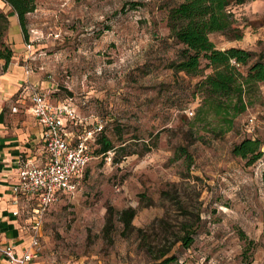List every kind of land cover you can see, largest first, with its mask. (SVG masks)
<instances>
[{"label":"rangeland","instance_id":"1","mask_svg":"<svg viewBox=\"0 0 264 264\" xmlns=\"http://www.w3.org/2000/svg\"><path fill=\"white\" fill-rule=\"evenodd\" d=\"M179 1L35 0L26 15L25 63L49 102L73 106L77 135L101 127L81 188L44 216L53 264H264V84L249 87L230 128L211 113L195 119L201 78L170 67L179 46L166 15ZM0 11H9L1 0ZM233 12L242 38L210 39L264 50V0ZM100 132L116 148L105 155L95 153ZM244 138L261 142L254 163L232 154ZM126 208L128 229L118 219Z\"/></svg>","mask_w":264,"mask_h":264},{"label":"trees","instance_id":"2","mask_svg":"<svg viewBox=\"0 0 264 264\" xmlns=\"http://www.w3.org/2000/svg\"><path fill=\"white\" fill-rule=\"evenodd\" d=\"M1 1L16 13L24 40L27 41L25 20L26 15L35 9V0ZM248 1L251 0H181L167 10L169 37L179 46L170 67L175 72L201 78L193 86L201 99L195 119L203 112L211 113L220 124L230 128L234 117L246 108L245 95L249 87L264 84V50L255 52L236 46L222 49L209 37L214 32H220L232 39L242 38L243 33L236 24L233 8ZM7 27V15L0 11V59L4 60V67L13 56V50L6 41ZM205 69L210 72L205 74ZM95 142L98 144L95 149L97 154L105 155L116 149L114 141L103 132L96 136ZM260 145L258 138H244L233 145L232 154L254 163L262 155ZM134 214L133 208L119 212L118 219L124 229L131 227ZM110 224L111 219L107 218L104 229L107 230ZM183 241L188 247L190 235L184 236ZM165 253H159L158 259ZM171 260L165 258L159 264Z\"/></svg>","mask_w":264,"mask_h":264},{"label":"crops","instance_id":"3","mask_svg":"<svg viewBox=\"0 0 264 264\" xmlns=\"http://www.w3.org/2000/svg\"><path fill=\"white\" fill-rule=\"evenodd\" d=\"M7 7L6 41L13 50V56L6 67L4 60L0 59V264H10L4 252L6 247L12 246L13 253L20 257L32 238L31 222L36 202L19 197V202L14 204L12 188L18 181L19 169L24 160L41 162L44 131L31 113L29 97L32 88L43 92L45 82L40 81L32 70L26 72L27 41L24 40L16 13ZM71 124L75 123L67 122V130L71 138H76L77 132L68 128ZM63 196L51 204L48 210ZM14 211L18 213L14 215ZM43 224L39 232L40 248L26 264H53L43 255L45 245L41 240L47 239Z\"/></svg>","mask_w":264,"mask_h":264},{"label":"built area","instance_id":"4","mask_svg":"<svg viewBox=\"0 0 264 264\" xmlns=\"http://www.w3.org/2000/svg\"><path fill=\"white\" fill-rule=\"evenodd\" d=\"M30 43L26 47L29 49ZM29 72V68H26ZM30 110L43 128V154L40 163L26 159L21 163L17 183L13 186L14 204L19 197L35 200V209L31 222L32 238L29 246L19 257L13 253L12 246L4 252L10 264H26L40 248V229L49 206L63 195H72L82 185L85 169L92 158L90 143L96 131L101 127L85 130L76 138H71L67 122L77 123V114L73 106L66 102L51 104L46 94L32 88ZM192 111H188L192 115ZM18 212L14 211L16 215Z\"/></svg>","mask_w":264,"mask_h":264}]
</instances>
